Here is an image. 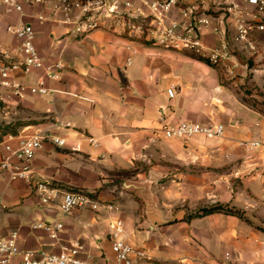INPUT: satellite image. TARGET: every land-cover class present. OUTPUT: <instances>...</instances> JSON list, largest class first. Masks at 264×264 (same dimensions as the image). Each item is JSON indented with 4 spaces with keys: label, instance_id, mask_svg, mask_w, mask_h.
Listing matches in <instances>:
<instances>
[{
    "label": "crops",
    "instance_id": "obj_1",
    "mask_svg": "<svg viewBox=\"0 0 264 264\" xmlns=\"http://www.w3.org/2000/svg\"><path fill=\"white\" fill-rule=\"evenodd\" d=\"M25 10L23 17L0 15V52L19 57V41L6 29L23 21L34 27L36 46L46 63L61 61L64 69L57 80H47L52 90L48 95L0 100L14 114H29L18 123L16 134L0 133V160L5 144L16 149L20 138L39 134L43 141L32 160L35 175L61 190L90 193L115 210L64 214L60 197L43 205L26 181H12L1 173L0 237L17 231L21 248L48 252L80 244L81 258L110 264L114 260L110 226L120 221L126 241L148 255L136 264H264L260 229L223 213L188 219L210 204L243 206L239 200L247 189L264 198L261 148L239 152L242 164L234 170L243 186L237 199L230 177L215 182L210 169L192 165L200 158L206 163L213 158L207 147L214 143H221V152L232 159L235 152L230 149L237 144L264 141V118L242 104L231 89L246 72L240 58L236 56L233 74L227 75L204 60L161 49L119 29L77 36L70 26L56 21L51 8ZM37 14L47 20L39 22ZM214 17L203 33L207 49L219 47L234 32L230 20L219 13ZM42 75L36 71L23 80L32 84ZM183 121L222 124L225 133L221 138L195 136L187 141L163 136L162 127ZM52 137L66 144L58 146ZM128 172L140 192L122 187L116 191L118 184L109 175ZM37 222L64 227L54 238L34 230Z\"/></svg>",
    "mask_w": 264,
    "mask_h": 264
},
{
    "label": "built area",
    "instance_id": "obj_2",
    "mask_svg": "<svg viewBox=\"0 0 264 264\" xmlns=\"http://www.w3.org/2000/svg\"><path fill=\"white\" fill-rule=\"evenodd\" d=\"M34 6L51 8L56 21L70 26L77 36L87 35L97 29H119L122 33L143 38L164 50L200 56L227 75L233 74V61L236 59L233 52L255 53L254 36L264 31V0H0V15L16 14L23 17L26 15L25 7ZM214 13L230 20L234 32L231 39L224 40L219 47L207 49L203 44V33L211 27ZM36 19L39 22L47 20L43 14H37ZM6 30L19 41V57L0 52V100L6 102L50 94L52 90L47 80H57L64 64L61 61L46 63L36 46V32L31 24L21 21L18 25H9ZM36 71H42L43 75L34 83L23 80ZM169 95L173 97V88L169 90ZM161 132L167 139L182 141L195 136L215 139L224 136L225 127L218 123L201 125L183 121L175 126L166 125ZM42 141L43 137L35 134L20 138L16 149L5 144L0 174L6 173L12 181H26L43 205H49L60 197V210L64 214L86 209L115 210L113 204H102L90 193L61 190L50 181L37 177L32 160L42 148ZM51 142L58 146L66 144L59 137H52ZM241 144L264 151V141L261 140ZM63 227V223L53 222L32 225L34 230L43 231L54 238ZM110 228L114 253V260L110 264H136V261L148 258L144 250L134 249L126 241L122 222L117 221ZM83 249L80 244L63 246L59 252L21 248L18 232L14 231L6 237H0V264H102L91 256L81 258Z\"/></svg>",
    "mask_w": 264,
    "mask_h": 264
},
{
    "label": "rangeland",
    "instance_id": "obj_3",
    "mask_svg": "<svg viewBox=\"0 0 264 264\" xmlns=\"http://www.w3.org/2000/svg\"><path fill=\"white\" fill-rule=\"evenodd\" d=\"M213 15H215V13ZM254 38L256 44L255 53L233 52L237 58H240L241 64L246 67V72L242 77L243 80L236 85H233L231 89L242 104L259 113L264 118V31L257 33ZM7 115L8 117H6ZM26 116H29L27 112L16 111V114H14L11 109H4L3 105H0V133L4 131L1 126L6 125L7 121H11V123H15L16 125L18 123H23L24 119L22 118ZM207 148L210 151L212 150V153H214L215 156L209 159L207 163L204 158H200L197 163H193L192 165H195L198 168L210 169L215 177V182L221 180V177H230L234 195L236 199L239 198V195L242 194L241 188L243 184L242 179L234 169H237V167L242 164L243 158H239V152L244 151L249 147L243 146L240 143L231 148L230 150L235 152L234 158L232 159L228 158L226 154L221 152L223 148L221 143H214ZM201 172L202 170L199 171V175ZM130 174L131 173L128 172L120 175H109V177L118 184L117 192L121 190V187L123 190H126L121 183L132 180V175ZM244 197L245 198L241 197L239 200L242 202L243 206H235L233 208L244 213V217L249 221V223L247 222L248 224L258 229H264V198L260 199L256 197L249 189H247L246 196ZM250 201L251 204H248ZM216 204L219 203L210 204L208 207Z\"/></svg>",
    "mask_w": 264,
    "mask_h": 264
},
{
    "label": "trees",
    "instance_id": "obj_4",
    "mask_svg": "<svg viewBox=\"0 0 264 264\" xmlns=\"http://www.w3.org/2000/svg\"><path fill=\"white\" fill-rule=\"evenodd\" d=\"M191 56L198 58L200 60H204L208 63V61L206 59H204L200 56H196V55H191ZM18 126H19L18 124L1 126V128H3V130H4V131H2V133L5 135H8V134L14 135L17 133L16 128ZM214 213H223V214H227V215L236 216V217H238V218L249 223V221L244 217L243 212H241L240 210L235 209L233 207H230L229 205H222V204H216V205H213L210 207L200 208L195 213L190 214L188 216V219L201 218V217L208 216V215H211ZM260 230L264 232V229H260Z\"/></svg>",
    "mask_w": 264,
    "mask_h": 264
},
{
    "label": "water",
    "instance_id": "obj_5",
    "mask_svg": "<svg viewBox=\"0 0 264 264\" xmlns=\"http://www.w3.org/2000/svg\"><path fill=\"white\" fill-rule=\"evenodd\" d=\"M126 190H135V191H138L140 192L141 191V188L140 187H136L135 184H133L131 181H126L123 183L122 185Z\"/></svg>",
    "mask_w": 264,
    "mask_h": 264
}]
</instances>
